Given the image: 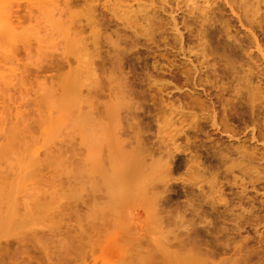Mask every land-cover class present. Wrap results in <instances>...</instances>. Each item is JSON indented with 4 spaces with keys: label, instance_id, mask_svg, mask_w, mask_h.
I'll list each match as a JSON object with an SVG mask.
<instances>
[{
    "label": "rangeland",
    "instance_id": "obj_1",
    "mask_svg": "<svg viewBox=\"0 0 264 264\" xmlns=\"http://www.w3.org/2000/svg\"><path fill=\"white\" fill-rule=\"evenodd\" d=\"M213 2L229 4L236 31H264V0ZM104 3L120 26L93 33L90 0H0V264H264V182L237 162L222 178L232 217L224 202L223 216L205 208L212 222L163 204L173 182L156 172V143L172 119L161 102L179 96L166 23L193 3L95 0L98 14ZM220 19L212 29L222 31Z\"/></svg>",
    "mask_w": 264,
    "mask_h": 264
},
{
    "label": "bare ground",
    "instance_id": "obj_2",
    "mask_svg": "<svg viewBox=\"0 0 264 264\" xmlns=\"http://www.w3.org/2000/svg\"><path fill=\"white\" fill-rule=\"evenodd\" d=\"M189 1L193 5L186 3V8L191 6L193 9L190 8V11L185 9L186 17H183L184 20L181 19L182 22L178 20L176 15L172 14L166 23L167 30L173 31L172 35L174 34V45L166 43V46L167 56L173 58L170 60L171 67L178 66L176 70L179 74V84L174 85L173 91L178 92L179 96L170 98L169 95L173 94L171 91V93H166L169 99H161V106L170 111L172 121L171 126L161 134L163 136L160 135L157 138V154H160L161 158H165V161H161V158L158 159L156 172H161L164 169L170 175V181L173 182L170 186L166 184L168 188L164 194L167 193L166 196L168 197L164 196L166 198L165 203L163 202L165 207L173 208L176 206L177 209L180 205L179 208L184 206L183 209L186 208L187 212L192 213L191 215L200 221V219H207L209 214L210 217H213L211 213L207 214L209 210L206 211L205 208L217 212L216 214L220 216L226 213L225 210H229L226 209L230 206L228 207L229 197H226L227 192L225 191L228 187L226 184L227 187L225 188V183L228 182L229 184V177L224 174H227L230 168L229 172L233 171L234 166L232 167V165L235 162H237L234 164L235 167L239 164L238 170L243 174L242 176L248 179L254 177L258 183L264 182V174L261 173L264 170V49L261 44L264 31H257L259 34L236 31V21L224 14L229 8L227 2L215 4L213 0H187V2ZM98 5L95 4V0H90L89 30L94 33L98 27L103 25L108 30L114 25L119 27L120 17L109 13L111 8H108L105 3L102 4L103 12L99 15L97 12L101 6ZM218 16L222 21V31L212 29V22L217 20ZM156 19V16L152 15L145 18V21L151 23ZM135 25H129V29H134ZM180 25L186 30L185 34L181 31ZM121 26L124 27V24L121 23ZM117 30L120 28L114 29V31ZM134 33L136 34V32ZM133 37L135 38L134 35ZM93 46V51L96 53V42L95 45L93 42ZM164 56L166 57V54H163L162 57ZM153 57L155 58V56ZM175 61L178 65L175 64ZM102 62L101 65L106 64V62L103 64ZM157 63L152 64L154 66L152 69H157L156 72H159L160 66L158 67ZM163 71L165 72L163 69L160 72ZM166 71L170 72L171 75L174 74V70L167 69ZM241 105L246 106L245 109L248 111H239ZM143 124L142 121L137 120L139 127V129L137 127V131H141V134L142 129H144ZM189 130H193V133L189 134ZM180 140L184 141V146L179 143ZM179 173H184L189 178L185 175L187 179L182 178V181H179L181 184L176 186L179 182L177 183L174 176L180 175ZM208 175L212 179L206 181L205 177L208 178ZM223 176L228 177V181L222 179ZM235 179L232 182L233 186ZM240 180L242 179L240 178ZM242 181L244 182V179ZM143 182L144 178L141 176L139 194L142 197L144 196ZM231 186L229 184V187ZM241 186L244 190L246 189L245 183ZM244 190L241 192V189L239 192L244 193L245 198H248V195L245 194L247 191ZM237 193L235 192V197ZM241 193L239 194L241 195ZM240 195L235 198L236 201H239L237 204L243 199L245 200ZM231 199L230 201L233 200ZM221 203L226 205L224 206L225 209L222 207L223 213L220 207L218 209V205L222 206ZM231 204L233 203L230 202L229 205ZM234 208H230V211ZM232 212L234 213V210L231 213L227 211L230 213V217H232ZM186 215L188 216V213ZM209 220L207 219V221ZM205 224L208 225V223ZM238 233H241L240 230ZM228 236L226 235V237ZM228 238L231 239V236Z\"/></svg>",
    "mask_w": 264,
    "mask_h": 264
}]
</instances>
